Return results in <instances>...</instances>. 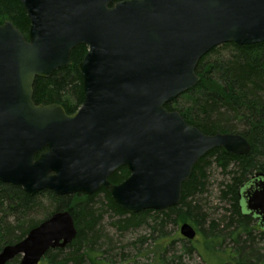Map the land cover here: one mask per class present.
<instances>
[{"label":"water","instance_id":"obj_1","mask_svg":"<svg viewBox=\"0 0 264 264\" xmlns=\"http://www.w3.org/2000/svg\"><path fill=\"white\" fill-rule=\"evenodd\" d=\"M19 1L31 23L28 39L12 22L0 25L1 183L32 197L105 188L133 215L179 206L183 184L213 149L250 154L244 136L207 135L166 105L198 85L199 63L213 49L264 43V0ZM80 45L88 47L79 65L83 105L71 115L58 104L37 105L36 79L71 66ZM122 167L130 176L111 183ZM239 194L241 209L264 223V174ZM77 234L71 213L57 212L4 247L0 264L17 257L40 264ZM180 234L194 241L198 233L184 223Z\"/></svg>","mask_w":264,"mask_h":264},{"label":"trees","instance_id":"obj_2","mask_svg":"<svg viewBox=\"0 0 264 264\" xmlns=\"http://www.w3.org/2000/svg\"><path fill=\"white\" fill-rule=\"evenodd\" d=\"M5 21L12 22L28 39L31 23L19 0H0V25ZM224 47H233L236 53L226 60L214 62L207 61V56L203 57L197 68L198 85L166 108L180 112L189 125L207 135L240 134L250 142L252 150L247 156L231 155L223 148L207 153L183 184L179 206L157 212L154 218L158 221L156 225L160 223L163 226L172 221L177 226L184 223L193 226L203 238L198 251L204 264H264V246L262 248L259 244L264 241V231L252 216L241 209L239 194L257 173L264 174V43L253 46L230 43ZM87 52L85 45L76 47L71 54V66L59 68L50 78H37L34 102L37 105L58 104L67 114L75 113L85 99L79 65ZM213 52H218V49H213ZM181 99L187 100L183 101L184 105ZM44 152L46 149L41 153ZM212 161L229 177L222 190V199L231 204V209L230 216H225L222 222L225 223L223 230L219 222H211L207 230L203 228L205 220L202 216L205 215L195 200L206 190ZM129 176L128 168L122 167L110 177V182L118 185ZM100 195H104L106 204L100 202L97 207ZM45 201L49 206L44 207ZM40 208L46 209L45 218L35 221L32 214ZM61 211L71 213L78 230L77 237L72 245L66 247L69 252L50 250L41 263L85 264L89 261L91 264H103L96 248L99 241L105 239L101 228L104 216L109 212L119 217L127 216L119 221L118 228L128 230L148 223L154 212L128 214L105 188L91 196L83 193L59 196L52 191H43L32 197L21 187L0 182V252L8 245L21 242L32 229ZM186 251L191 253L193 248H186ZM160 261L162 264V258ZM8 264H20V257Z\"/></svg>","mask_w":264,"mask_h":264},{"label":"rangeland","instance_id":"obj_3","mask_svg":"<svg viewBox=\"0 0 264 264\" xmlns=\"http://www.w3.org/2000/svg\"><path fill=\"white\" fill-rule=\"evenodd\" d=\"M217 49L218 52L212 53L211 51L206 55L207 61L226 60L236 53L233 47H224V45L217 47ZM183 101L187 100L181 99L184 105ZM208 175L206 190L201 196L198 195L195 200L196 203H200L201 212L205 215L202 216L205 220L203 228L207 230L211 222H219L221 230H223L225 223L222 222L225 220V216H230L229 211L231 209V204L222 199V190L229 181V177L224 175L214 162L208 169ZM97 201V207L100 206V202L106 204L104 195H100ZM46 206H49V203L45 201L44 207ZM45 210V208H40V210L33 212V219L41 221L45 218ZM157 212L163 211L152 212V217L148 218V223L128 230L118 228L119 221L127 218V216L119 217L112 212L106 214L101 225L105 239L100 240L98 248H96L102 257L99 260L103 264H161L160 258H162V264H204L198 251L199 245L203 241L202 236L198 234L194 241H188L180 234L182 225L177 226L172 221L164 223L163 226L160 223L156 225L158 221L154 217ZM260 242H262L259 244L263 248L264 241L261 240ZM227 243H230V241H227ZM186 248H193V251L188 253ZM67 252L69 250H65V253ZM41 264L49 263L45 261ZM85 264L91 263L88 261Z\"/></svg>","mask_w":264,"mask_h":264},{"label":"flooded vegetation","instance_id":"obj_4","mask_svg":"<svg viewBox=\"0 0 264 264\" xmlns=\"http://www.w3.org/2000/svg\"><path fill=\"white\" fill-rule=\"evenodd\" d=\"M240 199H241V201L244 203L243 196L240 195ZM250 216H252V217L256 220V222H257L259 228H260L262 231H264V228H263V227H264V223H263L258 217L254 216V215H250ZM262 226H263V227H262ZM197 235H198V234H197Z\"/></svg>","mask_w":264,"mask_h":264}]
</instances>
